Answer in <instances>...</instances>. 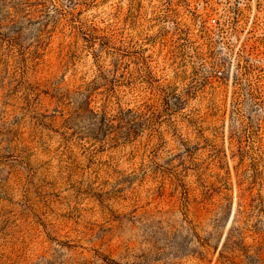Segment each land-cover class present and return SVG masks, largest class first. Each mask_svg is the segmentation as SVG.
Wrapping results in <instances>:
<instances>
[{
    "label": "rangeland",
    "instance_id": "obj_1",
    "mask_svg": "<svg viewBox=\"0 0 264 264\" xmlns=\"http://www.w3.org/2000/svg\"><path fill=\"white\" fill-rule=\"evenodd\" d=\"M0 264H264V0H0Z\"/></svg>",
    "mask_w": 264,
    "mask_h": 264
},
{
    "label": "built area",
    "instance_id": "obj_2",
    "mask_svg": "<svg viewBox=\"0 0 264 264\" xmlns=\"http://www.w3.org/2000/svg\"><path fill=\"white\" fill-rule=\"evenodd\" d=\"M211 22H212V23H215V22H216L215 18H212V19H211Z\"/></svg>",
    "mask_w": 264,
    "mask_h": 264
}]
</instances>
